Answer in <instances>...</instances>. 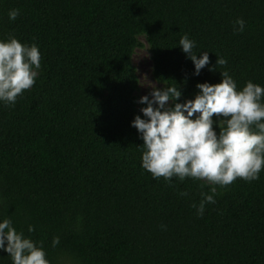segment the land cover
<instances>
[{"label":"trees","instance_id":"obj_1","mask_svg":"<svg viewBox=\"0 0 264 264\" xmlns=\"http://www.w3.org/2000/svg\"><path fill=\"white\" fill-rule=\"evenodd\" d=\"M9 34L38 47L41 67L14 106L0 104V219L42 244L49 264H264V170L217 186L198 217L191 205L210 186L154 180L130 126L140 38L155 83L181 91L175 102L225 70L238 90L264 87V0H0V39ZM183 35L198 58L208 52L199 75ZM0 264H12L3 251Z\"/></svg>","mask_w":264,"mask_h":264},{"label":"clouds","instance_id":"obj_2","mask_svg":"<svg viewBox=\"0 0 264 264\" xmlns=\"http://www.w3.org/2000/svg\"><path fill=\"white\" fill-rule=\"evenodd\" d=\"M18 15L16 8L7 13L9 21ZM233 31H244L242 19L234 21ZM178 46L192 62L193 75L209 64L208 52H201L198 58L193 52L195 42L187 35L180 37ZM40 60L34 43H21L11 34L0 39V104L14 106L17 97L34 85ZM226 63L225 58L216 57L215 66ZM219 74V83H197L194 98L183 103L175 102L181 97L176 84L153 87L151 99L139 98L138 103L146 106L130 122L143 141L140 167L154 180L163 178L171 183L173 178L179 182L187 178L203 182L201 187L210 186L207 193H200L199 202L191 205L198 217L207 204L215 203L217 186H229L237 179L256 181L264 170V87L247 81L238 90L228 71ZM169 102H173L171 107ZM178 195L187 197L188 193ZM33 230L28 225L27 232ZM59 242V237H53L51 246ZM0 251L12 264H49L42 244L18 232L7 217L0 219Z\"/></svg>","mask_w":264,"mask_h":264},{"label":"rangeland","instance_id":"obj_3","mask_svg":"<svg viewBox=\"0 0 264 264\" xmlns=\"http://www.w3.org/2000/svg\"><path fill=\"white\" fill-rule=\"evenodd\" d=\"M140 42L142 44V47L135 50L132 58V64L138 79V92H137L138 110L146 106L144 104L138 103V100L141 96H148L149 99H151L150 93L153 87H155L156 89H163V87L161 85L156 84L151 77V61L147 50V45L142 38H140ZM169 105L170 102L167 106L169 107ZM153 106L155 107V105ZM197 115L198 113L194 114L193 117H196Z\"/></svg>","mask_w":264,"mask_h":264}]
</instances>
